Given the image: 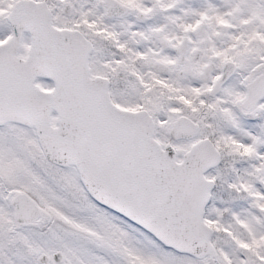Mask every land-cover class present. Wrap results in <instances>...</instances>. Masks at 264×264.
<instances>
[{
	"label": "snow or ice",
	"instance_id": "1",
	"mask_svg": "<svg viewBox=\"0 0 264 264\" xmlns=\"http://www.w3.org/2000/svg\"><path fill=\"white\" fill-rule=\"evenodd\" d=\"M0 264H264V0H0Z\"/></svg>",
	"mask_w": 264,
	"mask_h": 264
}]
</instances>
